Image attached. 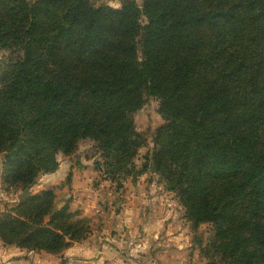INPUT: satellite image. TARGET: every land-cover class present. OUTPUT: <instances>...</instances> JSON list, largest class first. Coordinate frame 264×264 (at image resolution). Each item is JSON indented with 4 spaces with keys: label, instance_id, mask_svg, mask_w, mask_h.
Instances as JSON below:
<instances>
[{
    "label": "trees",
    "instance_id": "trees-1",
    "mask_svg": "<svg viewBox=\"0 0 264 264\" xmlns=\"http://www.w3.org/2000/svg\"><path fill=\"white\" fill-rule=\"evenodd\" d=\"M0 52L7 186L30 189L82 140L96 144L107 178H127L145 144L134 115L155 98L165 121L156 172L195 227L213 226L206 255L264 264V0H128L119 10L0 0ZM53 200L43 192L0 214V241L59 255L84 239Z\"/></svg>",
    "mask_w": 264,
    "mask_h": 264
},
{
    "label": "rangeland",
    "instance_id": "rangeland-1",
    "mask_svg": "<svg viewBox=\"0 0 264 264\" xmlns=\"http://www.w3.org/2000/svg\"><path fill=\"white\" fill-rule=\"evenodd\" d=\"M87 1L95 7L119 10L128 0ZM133 1L143 8V0ZM142 24H147L144 17ZM7 56L0 52V67L7 62ZM159 109L157 99L147 98L145 106L134 115L136 130L144 137L145 144L138 150L135 169L127 178L114 181L107 178L96 144L82 140L72 154L56 156L57 171L38 174L33 187L22 191L4 183V165L12 158L6 153L0 154V214L29 197L50 191L54 195V208L67 207L69 213L75 214L74 223L88 230L84 239L71 243L62 253L74 245H85L94 246L99 256L102 245L109 243L120 244L117 249L126 264H223L211 257L212 250L209 256L205 253L214 235L213 226L195 227L179 193L171 191L166 179L156 172L153 158L159 149L157 133L165 125ZM26 192L27 197L20 200ZM135 250L136 253L132 252Z\"/></svg>",
    "mask_w": 264,
    "mask_h": 264
},
{
    "label": "crops",
    "instance_id": "crops-1",
    "mask_svg": "<svg viewBox=\"0 0 264 264\" xmlns=\"http://www.w3.org/2000/svg\"><path fill=\"white\" fill-rule=\"evenodd\" d=\"M1 188L0 167V190ZM106 240L109 239L106 238ZM119 245L120 244H103V251L99 252L101 253L99 256H96V248L94 246L87 247L85 245H74L76 247L73 246L59 255H53L46 252H29L15 246H6L0 241V264H59L62 261H64L65 264H126L124 259L120 256L121 253L117 249ZM108 249H110V251ZM107 252L109 253L108 255ZM132 252L136 253V250Z\"/></svg>",
    "mask_w": 264,
    "mask_h": 264
},
{
    "label": "water",
    "instance_id": "water-1",
    "mask_svg": "<svg viewBox=\"0 0 264 264\" xmlns=\"http://www.w3.org/2000/svg\"><path fill=\"white\" fill-rule=\"evenodd\" d=\"M27 195H28V193L26 192V193L22 194V195L19 197V199H20V200H24V199L27 197Z\"/></svg>",
    "mask_w": 264,
    "mask_h": 264
}]
</instances>
